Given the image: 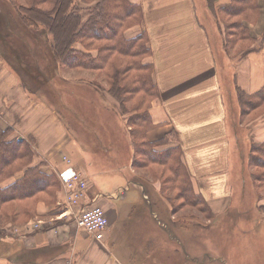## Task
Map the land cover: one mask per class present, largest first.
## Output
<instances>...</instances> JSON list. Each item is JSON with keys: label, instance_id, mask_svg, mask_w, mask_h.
<instances>
[{"label": "crops", "instance_id": "crops-1", "mask_svg": "<svg viewBox=\"0 0 264 264\" xmlns=\"http://www.w3.org/2000/svg\"><path fill=\"white\" fill-rule=\"evenodd\" d=\"M131 1L143 10L152 53L153 84L157 87V97L150 104L152 127L147 140L158 144L157 151L178 148L182 152L181 160L194 194L206 201L214 215L238 210L242 205L244 182L237 173L239 153L242 155L240 136L234 132L237 114L232 101L228 109L227 82L222 80L217 52L201 23L196 1ZM205 7L202 2L203 14ZM0 45V127L11 129L7 140L28 142L34 153L30 167H39L55 175L58 181L59 172L66 166L63 157H68L86 179L87 192L91 190L88 198L71 208L62 204L66 195L62 183L52 202L43 193L21 203L18 218L29 214V220L7 223L0 229L5 232L13 227L22 231L16 241L9 242L10 248L6 246L0 252V264L188 262L185 245L195 246V242H188L185 226L171 219L176 220V215L183 213L194 216L197 221L202 212L190 207L199 215L190 214L186 212V205L175 208L182 200L174 192L163 190L165 176L150 174L145 179L130 175L128 170L136 173L131 137H128L130 140L122 137L119 129L118 136L114 135L105 122L83 129L85 125H78L70 114L63 116L55 105L62 95L53 93L51 82H43L41 74L28 78L24 69L15 64L16 67H10L2 58L7 53L5 43ZM236 70L232 87L248 95L261 91L264 45L261 50L241 58ZM44 85L51 92V103L49 96L41 93ZM80 92L75 96L83 97ZM72 96V93L66 94L63 98L69 100ZM84 96L89 103L87 94ZM103 98L107 100L105 95ZM246 129V143L264 142V116ZM125 147L133 151L128 164H124ZM22 173L15 174L2 186L22 177ZM97 178L101 180L96 181ZM89 206L103 207L107 213L108 227L102 241H96L77 227V214ZM24 210L25 214H21ZM195 225L202 228V222Z\"/></svg>", "mask_w": 264, "mask_h": 264}, {"label": "rangeland", "instance_id": "rangeland-1", "mask_svg": "<svg viewBox=\"0 0 264 264\" xmlns=\"http://www.w3.org/2000/svg\"><path fill=\"white\" fill-rule=\"evenodd\" d=\"M95 1L75 0V3L86 7L93 6L94 3H96ZM195 1L201 23L210 34L212 43H214L218 65L221 68L222 80L227 82L225 96L228 102V109L231 101L235 105V112L237 114L236 119L238 121L234 125V132H237V135L240 136L239 140L242 145V155L239 153L238 157L240 162L239 166L237 165V173L238 176L243 179L244 183L242 187L244 193L241 198V208L238 210L220 216H210L205 211L197 221L194 220V216H184L183 213H179L176 215V220L171 219V221L180 222L181 225L185 226L186 231L184 233L187 241L192 243L195 242V246L185 245V249L188 253L187 259L189 260L185 264H264V210L260 209L264 207V185L256 181V178L263 175L264 168L256 167L250 161V156L264 161V156H262L261 153L256 154L255 151L258 148L257 146L262 145L264 142L260 144L251 143L249 145L245 140V135L248 132L246 129L247 126L264 116V105L250 112L249 110L257 106V99L255 97H248L245 100L251 103L250 106H252V108L249 109L247 106L243 105L242 111L247 114L240 115L241 108L236 99V91L235 88L231 86L233 77H235V82L237 78L236 68L239 61L237 55L244 53L252 46L263 48L264 0H258V4H260L258 14L253 15L252 12H247V15L238 17H234L222 10V8L230 4L232 0H218L214 5V10H211L207 0ZM15 2L23 4L22 0H0V44L5 43L7 49V53L2 54V58L6 61V64L10 67H18V65H21V68L25 70L28 78L41 74L43 82H51L53 85V88H51L53 93L57 92L59 95H62V97L60 96V101L55 102V105L58 106L59 113L65 117L67 114H70L72 119L78 121V125H80L79 123L85 125L82 126L83 129H87L89 126L90 128L94 126L98 127L101 125V122H105L106 128L109 130L113 129L114 135L116 134V136H118L119 129L122 131V137L126 136L127 140H130L128 138L131 137V135L129 136V132H131L130 129L134 128L131 123V120L134 119L133 117L145 114L150 116V101L153 100L150 98V91L148 92L145 88V90L131 96L120 89V98L119 95L110 91L113 84L112 80H110L112 70H110V73L108 71L100 73L98 71L84 69L71 70L54 64L50 59L51 53L48 49L47 38L49 37L47 33L43 32L44 34H37L36 32L30 31L28 28H22L21 32L20 30L16 31L15 27L18 21L10 22L4 17V14L8 13V10L14 11ZM128 2L139 7L142 19L138 24L132 22L126 29L124 37L128 40H135L143 37L144 39L142 42L145 44L144 47L149 49L150 42L144 24L142 7L137 3H133L131 0H128ZM202 2L208 7H205L207 10H204V14L201 9ZM116 3L118 4V0ZM7 6L8 8H6ZM12 13L15 14V12ZM234 23H242V25L247 26L250 33L257 41L231 38V35L235 32L231 31ZM7 24L8 26H6ZM26 30H28V32ZM9 34H13L16 38L8 39L7 37ZM85 44L86 47L81 45V43H77L75 46L76 50L79 52H85L86 50V53L91 52L93 56H96L98 48L101 47V43L94 42L91 46L87 43ZM141 44L142 43H140V45ZM137 54L138 59L132 60L120 54H114L111 58L113 62L112 65L114 67L118 66L122 68V70L131 65V67L127 69L129 70L127 73L121 70L123 79L119 81V86L128 82L131 86L128 88L129 85H127L129 90L134 86L138 87V83H136L137 75H145V73H137L134 67L137 68V65H139V68H142L143 65H147L146 63L150 62V57H152V54L151 56H147V52H143L140 48ZM151 65L150 62V66ZM131 68L133 69L130 70ZM114 69L115 68H113V71ZM80 83L85 84L79 85ZM49 87H51V85H49ZM78 92H80L82 94L80 96L83 97H76L75 94ZM41 93H43L44 96L48 95L49 97L47 99L50 98L51 92L47 91L46 85H44ZM71 93L73 96L69 100L63 98L64 95H71ZM86 94L90 100L89 103L86 102V97L84 96ZM104 95L107 100L103 98ZM246 95L251 96L248 94ZM48 102L51 103L50 99ZM249 112L250 114H248ZM231 117L232 115L230 113V118ZM139 122L138 120L137 124H139ZM115 128L117 129L116 131ZM242 132L244 133L243 135H241ZM251 150L252 153L250 154ZM124 151L126 152V155L124 154L123 156L125 158L124 164H128L130 163L128 162L131 158L130 154L132 156L133 151L126 147ZM138 157L137 155L135 160H138ZM133 169L136 173L128 170L129 174H134L133 176L137 174L145 179L147 176H150V169L140 167ZM159 170L158 172L161 173L162 169ZM95 180L98 181L101 179L97 178ZM90 192L91 190H88L86 193L87 198ZM101 208L103 209V207ZM17 211L18 208L15 204H8L5 211H0V229L2 227L4 228L7 223L20 224L26 222L28 219L27 217L20 220L19 218H17V220L15 219L14 215ZM186 212L199 215L198 212L190 207H187ZM199 222H202L201 229H199V226L197 227L195 225V223L198 224ZM11 228L12 229L9 231H0V240H3L0 242L1 253L5 250L6 246L10 248V241L12 242L13 239L16 241V237L22 234V231L14 229L13 227ZM81 232L85 233L84 231Z\"/></svg>", "mask_w": 264, "mask_h": 264}, {"label": "trees", "instance_id": "trees-1", "mask_svg": "<svg viewBox=\"0 0 264 264\" xmlns=\"http://www.w3.org/2000/svg\"><path fill=\"white\" fill-rule=\"evenodd\" d=\"M22 1L23 4L15 2L14 11L8 10L4 17L10 22L18 21L15 27L16 31L20 30L21 32L22 28H28L37 34L47 33L49 37L47 38L48 49L51 53L50 59L54 64L71 70L84 69L100 73L105 71L110 73V70H112L110 80L113 84L110 91L119 95L120 98L119 92L121 90L132 96L145 90V88L148 92L150 91L151 99L154 100L157 97V87L153 84L152 78V65L146 63L147 65H143L142 68H139V65H137V68L134 67L137 73H145V75H137L136 83H138V87L134 86L132 89L130 88L131 90L128 89L131 87L128 82L119 86V81L123 79L121 75L122 68L118 66L116 68L112 65L111 58L114 54H120L131 60L138 59L139 48L143 52L146 51L147 56L152 54L150 48L144 47L143 37L135 40H128L124 37L126 29L132 22L134 24L141 22L142 15L139 7L130 4L128 0H118V4L116 3L117 0H85L96 2L93 6L86 7L76 4L75 0ZM217 1L207 0L211 10H214ZM259 5L258 0H232L222 10L234 17L247 15V12H252L255 15L259 12ZM12 12H15V14ZM26 31L28 32V30ZM231 31H235L231 35L233 39L257 41L250 33L249 28L242 25V23H234ZM7 38H16V36L9 34ZM94 42L101 43L96 56H93L91 52L86 53L85 49V52L76 50L77 43H81L86 47L85 43L91 46ZM140 43L142 44L140 45ZM259 49L261 47L252 46L244 53L237 55V58L241 60L247 54ZM18 67L21 68V65H18ZM130 67L131 65L122 71L127 73L129 71L127 69ZM113 68H115L114 71ZM233 81L235 82L234 79ZM127 85H129L128 88ZM235 91L240 104L241 115L245 114L242 111L243 105L249 109L252 108L251 103L245 100L248 97L257 99V106L249 110L250 112L264 105V88L251 96H247L238 87H235ZM133 118L131 123L134 128L131 129L130 134L135 158L137 155L139 156L138 160L134 158L133 166L150 169V174L155 177L165 176L162 182L163 190L176 193L175 196L182 200L177 207L185 205L196 207L202 212V215L206 211L210 216H213L214 214L210 211L206 201L195 195L191 188L190 176L181 160L182 152L178 148L157 151L158 144L150 143L147 140V133L152 127L151 116L145 114L136 115ZM138 120L140 121L139 124H137ZM10 131V128L5 127V129H2L0 127V211L4 207L6 208L8 204H15L18 211L14 217L17 220L19 211H22L21 203L43 193L47 194V201L52 202L61 189V182L58 181L55 175L47 174L39 167H30L34 157L31 145L26 141H8ZM257 147L256 154L261 153L264 156V143ZM250 161L256 167L264 168V161L252 156H250ZM159 169H162L161 173L158 172ZM21 172H23L22 177L6 186H2L5 181ZM256 181L264 185V173L261 177L256 178ZM260 209L264 210V207ZM20 213L25 214V210ZM25 217H29V214H26ZM19 259L25 261L23 258Z\"/></svg>", "mask_w": 264, "mask_h": 264}, {"label": "built area", "instance_id": "built-area-1", "mask_svg": "<svg viewBox=\"0 0 264 264\" xmlns=\"http://www.w3.org/2000/svg\"><path fill=\"white\" fill-rule=\"evenodd\" d=\"M63 160L66 166L59 172V180L66 190V195L62 204L71 208L81 204L86 198L88 184L83 174L74 168L68 157L64 156ZM76 224L79 230L88 233L96 241H102L108 227V219L101 207L89 206L77 214Z\"/></svg>", "mask_w": 264, "mask_h": 264}]
</instances>
